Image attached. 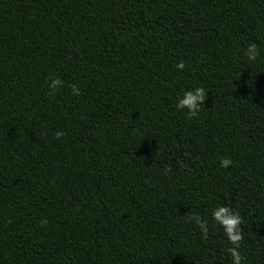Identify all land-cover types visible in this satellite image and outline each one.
<instances>
[{
  "label": "trees",
  "instance_id": "1",
  "mask_svg": "<svg viewBox=\"0 0 264 264\" xmlns=\"http://www.w3.org/2000/svg\"><path fill=\"white\" fill-rule=\"evenodd\" d=\"M219 206L264 264V0H0V264H232Z\"/></svg>",
  "mask_w": 264,
  "mask_h": 264
},
{
  "label": "clouds",
  "instance_id": "2",
  "mask_svg": "<svg viewBox=\"0 0 264 264\" xmlns=\"http://www.w3.org/2000/svg\"><path fill=\"white\" fill-rule=\"evenodd\" d=\"M245 55L249 61H255L259 55V49L256 43H250L247 46ZM176 67L180 70H183L185 64L183 61L178 63ZM63 81L59 78H51L48 83V87L51 90V95H55V91L63 85ZM72 94L79 96L81 91L77 84H72L71 86ZM207 93L203 87H197L193 90L185 91L183 96L178 99L176 107L180 110L187 109V116L189 119L195 118L199 115L201 105L205 104L207 99ZM65 133L61 131H56L54 133L55 139H61ZM221 167H229L232 164L231 159L224 157L221 158ZM172 171L171 167H166L164 169L165 174H168ZM188 220L194 222L202 231L204 236L208 235V221L205 220L198 213H187ZM212 218L221 226L224 230V233L227 237V240L231 247L227 248L228 254L232 258V264H243L244 257H242L239 249L241 241L243 240V231L242 223L243 218L240 215L239 211L233 210L228 206H219L215 208L212 212ZM48 223L47 219L40 221L41 226H46Z\"/></svg>",
  "mask_w": 264,
  "mask_h": 264
}]
</instances>
